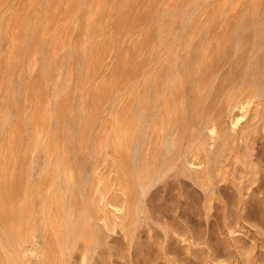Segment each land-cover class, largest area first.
<instances>
[{
	"label": "rangeland",
	"instance_id": "374dc122",
	"mask_svg": "<svg viewBox=\"0 0 264 264\" xmlns=\"http://www.w3.org/2000/svg\"><path fill=\"white\" fill-rule=\"evenodd\" d=\"M0 264H264V0H0Z\"/></svg>",
	"mask_w": 264,
	"mask_h": 264
},
{
	"label": "bare ground",
	"instance_id": "6f19581e",
	"mask_svg": "<svg viewBox=\"0 0 264 264\" xmlns=\"http://www.w3.org/2000/svg\"><path fill=\"white\" fill-rule=\"evenodd\" d=\"M249 105H250V101L249 100L240 101V102H238L235 105V107H237L241 111V114H238V115L233 114L232 119H233V122L235 124L238 123L244 117V114L246 113L247 108L249 107ZM210 128H211L210 130L213 133L216 132V126L215 125H212Z\"/></svg>",
	"mask_w": 264,
	"mask_h": 264
}]
</instances>
